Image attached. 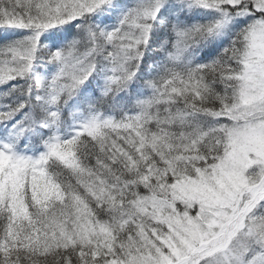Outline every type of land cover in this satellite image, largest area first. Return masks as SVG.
<instances>
[{
    "label": "snow or ice",
    "instance_id": "1",
    "mask_svg": "<svg viewBox=\"0 0 264 264\" xmlns=\"http://www.w3.org/2000/svg\"><path fill=\"white\" fill-rule=\"evenodd\" d=\"M0 264H264V0H0Z\"/></svg>",
    "mask_w": 264,
    "mask_h": 264
}]
</instances>
